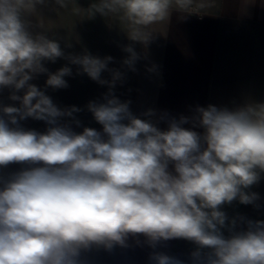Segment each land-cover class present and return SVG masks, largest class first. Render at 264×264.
I'll list each match as a JSON object with an SVG mask.
<instances>
[{
    "label": "clouds",
    "instance_id": "1",
    "mask_svg": "<svg viewBox=\"0 0 264 264\" xmlns=\"http://www.w3.org/2000/svg\"><path fill=\"white\" fill-rule=\"evenodd\" d=\"M70 2L77 4L55 0L61 9ZM45 3L0 0V90L9 89L16 102L0 105V168L28 166L0 178V264H81L82 253L94 247H124L139 236L153 248L172 239L192 242L194 264H264V220L223 210L233 201L259 200L250 189L264 174V102L197 106L178 119L164 113L153 120L149 109L140 118L114 92L125 73L109 67L113 57L66 52L46 31L30 30L27 17ZM207 6L204 0H93L73 11L86 19L115 18L131 42L122 49V67L136 71L141 56L134 45L147 48L153 25ZM61 58L78 75L107 85L102 99L86 106L102 131L77 133L72 124L80 126L81 109L60 108L46 94L69 86L71 67L51 72L45 66ZM104 72L111 78H102ZM41 74L44 89L31 83ZM28 118L45 122L46 130H25L20 122ZM150 259L182 264L164 253Z\"/></svg>",
    "mask_w": 264,
    "mask_h": 264
},
{
    "label": "crops",
    "instance_id": "2",
    "mask_svg": "<svg viewBox=\"0 0 264 264\" xmlns=\"http://www.w3.org/2000/svg\"><path fill=\"white\" fill-rule=\"evenodd\" d=\"M91 2L93 0H77L82 8H87ZM204 2L208 6L199 14L182 16L173 12L169 21L152 26L156 34L147 48L139 43L134 45L141 56L135 65L136 71L122 67V60L127 56L122 49L131 42L119 29L115 18L97 15L86 19L84 13L73 11L76 3L70 2L67 8L61 9L55 0H46L27 19L31 31H46L50 38L60 41L66 52L81 54L87 49L94 56L113 57L109 67L125 73L123 82L117 83L114 92L121 101H131L130 110L140 118H145L142 114L149 109L156 112L153 120L164 113L178 119L182 115L191 116L197 106L212 104L233 109L248 102H264V0ZM66 43L71 47H65ZM65 65L71 67L73 73L65 77L69 86L47 88L46 94L60 108L81 109L75 114L80 126L72 124L77 133L83 127L102 131L86 106L89 101L101 100L108 91L107 85L98 84L86 74L78 75L77 66L62 58L45 64L51 72ZM153 65L156 71L148 72ZM102 78L111 77L104 72ZM46 79V74H41L31 83L44 89ZM9 95V89L0 90V105L16 103ZM20 124L25 130L41 133L47 127L45 122L31 118ZM158 126L165 129L167 124L161 121ZM24 167L28 166L10 164L0 168V178L7 179ZM250 191L259 195L256 205L233 201L223 208L229 217L239 215L253 221L264 220V174ZM195 249L196 245L184 239L160 241L153 248L143 236L129 237L124 247L117 245L111 250L94 247L82 253L81 264H155L150 259L154 252L175 257L182 264H194L191 253Z\"/></svg>",
    "mask_w": 264,
    "mask_h": 264
}]
</instances>
